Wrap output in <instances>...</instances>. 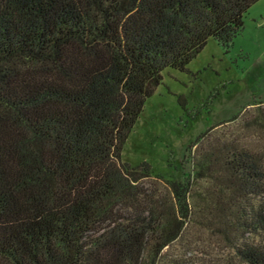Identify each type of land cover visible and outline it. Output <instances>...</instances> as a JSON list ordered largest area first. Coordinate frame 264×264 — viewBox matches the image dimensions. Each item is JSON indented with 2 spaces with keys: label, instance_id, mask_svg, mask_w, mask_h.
I'll use <instances>...</instances> for the list:
<instances>
[{
  "label": "trees",
  "instance_id": "obj_1",
  "mask_svg": "<svg viewBox=\"0 0 264 264\" xmlns=\"http://www.w3.org/2000/svg\"><path fill=\"white\" fill-rule=\"evenodd\" d=\"M259 1L0 0V264H264V152L202 136L163 191L122 162L163 73ZM190 225L228 259L172 257Z\"/></svg>",
  "mask_w": 264,
  "mask_h": 264
},
{
  "label": "rangeland",
  "instance_id": "obj_2",
  "mask_svg": "<svg viewBox=\"0 0 264 264\" xmlns=\"http://www.w3.org/2000/svg\"><path fill=\"white\" fill-rule=\"evenodd\" d=\"M188 69L163 73L122 152V162L132 167L148 163L154 179L146 184L156 181L162 191L157 176L182 180L194 174L191 146L202 136L264 152V0L251 7L228 50L210 39ZM182 237L169 250L172 257L221 263L230 255L195 225Z\"/></svg>",
  "mask_w": 264,
  "mask_h": 264
}]
</instances>
